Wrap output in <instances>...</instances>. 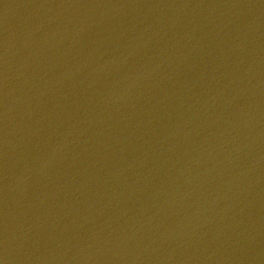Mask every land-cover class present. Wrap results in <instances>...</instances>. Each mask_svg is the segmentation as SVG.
I'll return each mask as SVG.
<instances>
[{
	"label": "water",
	"instance_id": "95a60500",
	"mask_svg": "<svg viewBox=\"0 0 264 264\" xmlns=\"http://www.w3.org/2000/svg\"><path fill=\"white\" fill-rule=\"evenodd\" d=\"M0 264H264V0H0Z\"/></svg>",
	"mask_w": 264,
	"mask_h": 264
}]
</instances>
